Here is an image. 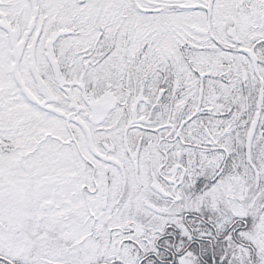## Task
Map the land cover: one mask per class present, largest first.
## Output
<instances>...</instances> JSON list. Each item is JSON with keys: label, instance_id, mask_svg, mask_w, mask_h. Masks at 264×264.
Returning a JSON list of instances; mask_svg holds the SVG:
<instances>
[{"label": "snow or ice", "instance_id": "snow-or-ice-1", "mask_svg": "<svg viewBox=\"0 0 264 264\" xmlns=\"http://www.w3.org/2000/svg\"><path fill=\"white\" fill-rule=\"evenodd\" d=\"M0 264H264V0H0Z\"/></svg>", "mask_w": 264, "mask_h": 264}]
</instances>
